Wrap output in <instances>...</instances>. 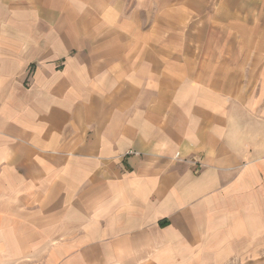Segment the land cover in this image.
I'll return each mask as SVG.
<instances>
[{
    "label": "crops",
    "instance_id": "1",
    "mask_svg": "<svg viewBox=\"0 0 264 264\" xmlns=\"http://www.w3.org/2000/svg\"><path fill=\"white\" fill-rule=\"evenodd\" d=\"M0 264H264V0H0Z\"/></svg>",
    "mask_w": 264,
    "mask_h": 264
},
{
    "label": "rangeland",
    "instance_id": "2",
    "mask_svg": "<svg viewBox=\"0 0 264 264\" xmlns=\"http://www.w3.org/2000/svg\"><path fill=\"white\" fill-rule=\"evenodd\" d=\"M179 155V154H178Z\"/></svg>",
    "mask_w": 264,
    "mask_h": 264
}]
</instances>
